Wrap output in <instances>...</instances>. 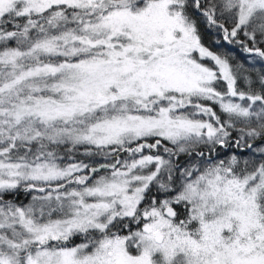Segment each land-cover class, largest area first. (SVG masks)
<instances>
[{"label": "snow or ice", "instance_id": "6c2138e0", "mask_svg": "<svg viewBox=\"0 0 264 264\" xmlns=\"http://www.w3.org/2000/svg\"><path fill=\"white\" fill-rule=\"evenodd\" d=\"M0 264H264V0H0Z\"/></svg>", "mask_w": 264, "mask_h": 264}, {"label": "trees", "instance_id": "16d2710c", "mask_svg": "<svg viewBox=\"0 0 264 264\" xmlns=\"http://www.w3.org/2000/svg\"><path fill=\"white\" fill-rule=\"evenodd\" d=\"M221 155L223 156V152L221 153ZM27 200L25 199V202H26Z\"/></svg>", "mask_w": 264, "mask_h": 264}, {"label": "rangeland", "instance_id": "374dc122", "mask_svg": "<svg viewBox=\"0 0 264 264\" xmlns=\"http://www.w3.org/2000/svg\"><path fill=\"white\" fill-rule=\"evenodd\" d=\"M27 202V201H26Z\"/></svg>", "mask_w": 264, "mask_h": 264}]
</instances>
